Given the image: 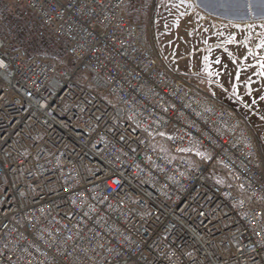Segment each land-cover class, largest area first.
<instances>
[{"label":"built area","instance_id":"2783aa9c","mask_svg":"<svg viewBox=\"0 0 264 264\" xmlns=\"http://www.w3.org/2000/svg\"><path fill=\"white\" fill-rule=\"evenodd\" d=\"M128 4L0 0V264H264L252 130Z\"/></svg>","mask_w":264,"mask_h":264},{"label":"rangeland","instance_id":"374dc122","mask_svg":"<svg viewBox=\"0 0 264 264\" xmlns=\"http://www.w3.org/2000/svg\"><path fill=\"white\" fill-rule=\"evenodd\" d=\"M139 4L141 13L132 14ZM128 9L149 25V39L169 72L243 118L264 163V22L242 39L240 25H229L264 19V0H129Z\"/></svg>","mask_w":264,"mask_h":264},{"label":"trees","instance_id":"16d2710c","mask_svg":"<svg viewBox=\"0 0 264 264\" xmlns=\"http://www.w3.org/2000/svg\"><path fill=\"white\" fill-rule=\"evenodd\" d=\"M160 138H162V137H160ZM160 145H161V150L164 152V154L167 155L170 158H173V154H172L171 148H170L168 142L165 139L162 138V141H161ZM180 156L181 155H177L176 158H179ZM191 158L196 163L202 162L200 159H198L195 156H193ZM211 168L213 170L218 171L223 176H225L227 178V180L230 181L236 187V189L238 190L237 179H236V177L232 173L228 172L224 167H222V166H220V165H218L216 163L212 164Z\"/></svg>","mask_w":264,"mask_h":264},{"label":"crops","instance_id":"0c3cea01","mask_svg":"<svg viewBox=\"0 0 264 264\" xmlns=\"http://www.w3.org/2000/svg\"><path fill=\"white\" fill-rule=\"evenodd\" d=\"M251 12V11H250ZM250 12H248V15L251 14ZM247 17H250V16H247ZM253 18L251 20H244V22H236L235 24L233 23H230V27H234L235 25H240V33H241V39H242V36H243V33L245 30H250L252 28H254L255 31H259L261 29V27H263V23L264 22V19L263 18H258L257 16H252ZM257 37V35H255ZM233 39L230 38V41H232Z\"/></svg>","mask_w":264,"mask_h":264}]
</instances>
